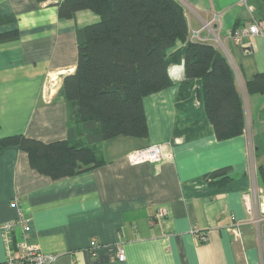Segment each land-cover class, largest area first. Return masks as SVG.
<instances>
[{
	"label": "crops",
	"instance_id": "crops-1",
	"mask_svg": "<svg viewBox=\"0 0 264 264\" xmlns=\"http://www.w3.org/2000/svg\"><path fill=\"white\" fill-rule=\"evenodd\" d=\"M59 1L0 0V17H14L0 32H20L18 39L0 42V137L68 139L94 148L106 163L52 179L18 146L0 150V224L18 217L11 206L18 200L30 218V239L44 253L58 254L52 264H264V220L252 223L244 199L256 190L264 202V92L247 86L264 74V38L248 35L236 43L231 35L253 18L264 19V0H178L190 40L214 45L233 68L246 120L241 134L217 137L200 79L189 97L179 98L184 66L176 61L173 84L143 99L148 137L103 142L92 139L94 130L83 126L60 93L64 75L77 66L78 30L101 17L91 9L61 17ZM156 143L168 145L172 156L128 162L130 151ZM224 168L225 174L207 178ZM164 206L168 214L160 219L156 213ZM21 234L18 225L8 241L0 230V264ZM92 240L99 245L94 250Z\"/></svg>",
	"mask_w": 264,
	"mask_h": 264
},
{
	"label": "trees",
	"instance_id": "trees-1",
	"mask_svg": "<svg viewBox=\"0 0 264 264\" xmlns=\"http://www.w3.org/2000/svg\"><path fill=\"white\" fill-rule=\"evenodd\" d=\"M58 6L61 17L71 18L83 9L101 17L78 30L77 66L64 75L60 88L83 126L94 130V141L148 137L143 99L173 84L170 68L176 61L184 66L179 98L189 97L200 79L217 137L243 132L245 112L233 68L214 45L190 40L188 20L178 0H62ZM13 20L0 17V25ZM19 36L18 29L2 31L0 42ZM247 86L250 91L264 92V74H257ZM10 146L26 151L32 167L52 179L106 163L94 148L74 145L68 139L46 143L24 134L0 137V150ZM226 172V168L219 169L207 178Z\"/></svg>",
	"mask_w": 264,
	"mask_h": 264
},
{
	"label": "built area",
	"instance_id": "built-area-1",
	"mask_svg": "<svg viewBox=\"0 0 264 264\" xmlns=\"http://www.w3.org/2000/svg\"><path fill=\"white\" fill-rule=\"evenodd\" d=\"M213 20H219L216 16ZM211 22L205 23V27H209ZM231 35L236 43H241L245 36L248 35H259L264 38V19L253 18V21L248 25L238 26L233 29ZM170 74L173 78L176 77L177 72L173 69L170 70ZM172 156V152L169 146L163 143L150 144L142 148H136L127 154V160L132 165H138L142 163H158ZM246 208L252 215L251 221L255 224H260L264 220V202H259V196L257 191L253 195L250 193L244 194ZM255 204L257 205V210L255 209ZM11 206L18 208L19 215L14 220H6L0 224V230L4 235L5 239L11 240V233L16 226L22 227V234L20 240L17 242V247L15 250L10 251L7 260L3 264H52L57 260V253H44L39 244L33 242L30 239V218L24 215L22 208L19 206L18 200H13ZM168 214V209L160 207L157 210L156 216L158 218H164ZM154 220L151 219V223ZM193 231L201 238V240L206 241L207 235L205 233H199L196 228ZM92 249L99 247L96 240L91 241ZM117 258L120 261L126 259L125 251L121 245L117 247Z\"/></svg>",
	"mask_w": 264,
	"mask_h": 264
}]
</instances>
